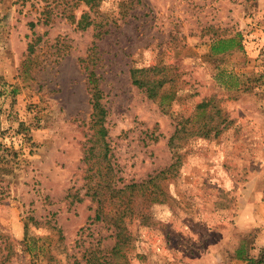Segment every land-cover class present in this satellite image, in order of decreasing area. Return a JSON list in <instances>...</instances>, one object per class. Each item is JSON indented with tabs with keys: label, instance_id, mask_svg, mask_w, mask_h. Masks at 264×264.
<instances>
[{
	"label": "rangeland",
	"instance_id": "374dc122",
	"mask_svg": "<svg viewBox=\"0 0 264 264\" xmlns=\"http://www.w3.org/2000/svg\"><path fill=\"white\" fill-rule=\"evenodd\" d=\"M74 2L0 0V260L88 264L112 247L122 215L130 264H258L264 0ZM83 12L94 19L86 29ZM230 39L234 48L211 52ZM81 60L106 110L103 162ZM142 67L165 68L150 74L165 80L154 98L132 83L130 69ZM208 100L225 128L172 137L187 118L188 129L203 122L196 107ZM150 179L155 188L127 189ZM102 180L116 191L87 195Z\"/></svg>",
	"mask_w": 264,
	"mask_h": 264
},
{
	"label": "trees",
	"instance_id": "16d2710c",
	"mask_svg": "<svg viewBox=\"0 0 264 264\" xmlns=\"http://www.w3.org/2000/svg\"><path fill=\"white\" fill-rule=\"evenodd\" d=\"M84 3L85 5L89 6V9L98 7L101 0H75V4ZM74 18V17H72ZM94 24V19H90L89 12H83L80 16V18L77 20V25L81 29H86L88 26ZM101 28V27H100ZM98 29L94 36L95 38H101L103 33L101 32V29ZM94 44V43H93ZM236 45L235 41L233 39L230 40H220L216 41L211 46V52L218 54L221 52H225L227 50H230L231 48H234ZM94 49V45L91 48ZM94 55V53L92 54ZM90 55V56H92ZM83 69L87 72V90L90 94L89 103L91 105V114H90V122H91V129L93 131V144L99 145L102 147V151L97 153V159L100 158V162H103L107 158L108 153V147L107 142L105 140L107 131L104 127V121L106 117V110L103 108L99 101L100 97V90L97 87V80H96V74L94 71L89 70V66L84 65L85 60H81ZM165 68H157V67H142V68H131L130 69V77L132 80V83L136 85L139 88H145V91L147 93V96L149 98H154L157 96L159 89L162 87V85L165 83L164 79H152L150 74L153 73V71H163ZM210 104V100L208 101H202L200 104L197 105L196 109L197 111L201 112L202 115V123L198 124L194 128H186V122H189V119H185V124L182 125V127L178 128L176 127L172 137L183 138V137H191V136H198L203 138H208L210 136H217L224 128L226 123L225 119L220 118L221 111L219 109H215L212 113V111L207 112L205 109ZM198 115V114H197ZM214 115H218L220 121H214L212 118ZM214 122V123H213ZM224 124V125H223ZM89 153H93L92 150L88 151ZM86 154V153H85ZM87 158V157H85ZM93 167H89L88 171H92ZM110 170V167H107V171ZM100 174V173H98ZM89 175V176H88ZM87 178L90 179L91 175L88 173ZM151 184L153 188H155L157 185L155 184L153 179H150L149 181L145 183H139V184H132L127 186L131 187L133 189H140L145 188L147 185ZM114 184L108 180H102L99 183L95 185L93 189H91L93 192H87V195L92 196L93 199L98 198L100 192L103 189H109L111 191H116L113 188ZM162 194V193H161ZM152 201H156V195L154 194L152 196ZM99 200V206H100V199ZM104 211H102L99 207L96 213V219L106 220V215H104ZM114 221L111 223V227L114 231V243L111 248L106 249L104 251H100V255L97 253V255L91 256L87 262L88 264H130L129 262V251L132 247V235L127 226L123 222V216L119 215L116 216ZM8 258L5 257L3 260H0V264H3L4 261H6ZM258 264H264V251L261 252L260 258L256 262Z\"/></svg>",
	"mask_w": 264,
	"mask_h": 264
}]
</instances>
